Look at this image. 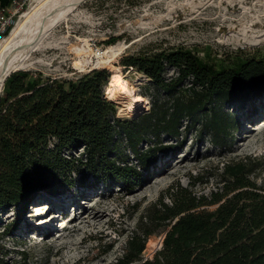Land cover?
I'll use <instances>...</instances> for the list:
<instances>
[{"label":"trees","instance_id":"obj_1","mask_svg":"<svg viewBox=\"0 0 264 264\" xmlns=\"http://www.w3.org/2000/svg\"><path fill=\"white\" fill-rule=\"evenodd\" d=\"M121 65L144 74L156 91L148 94L151 108L132 119L118 117L105 95L111 76L107 68L67 80L20 69L5 79L0 94V210L14 207L21 214L42 192L70 190L78 184L74 173L104 184L138 185L141 170L147 172L159 153H175L183 145L179 140L163 143L162 135L179 139L189 129L183 122L193 123L204 114L203 126L221 144L235 125L225 107L264 99V56L218 68L179 47L125 55ZM169 69L176 75L168 77ZM151 136L153 144L142 148ZM248 165L243 160L225 163L222 190L209 198L180 184L171 187V203L161 197L151 205L147 221L115 264H264V191L251 179ZM162 232V248L144 258L149 237Z\"/></svg>","mask_w":264,"mask_h":264},{"label":"rangeland","instance_id":"obj_2","mask_svg":"<svg viewBox=\"0 0 264 264\" xmlns=\"http://www.w3.org/2000/svg\"><path fill=\"white\" fill-rule=\"evenodd\" d=\"M260 1L264 2L84 0L52 28L45 39L46 46L31 53L35 66L23 70L44 78H78L86 71L74 68L72 43L87 40L95 48L126 44L128 48L113 65L134 88L110 100L118 117L132 119L151 108L148 94L156 91L144 74L121 65L123 56L184 47L218 68L263 57L264 43L239 44L228 39L233 29L230 25H238L245 7L255 12L264 7ZM99 68H107L111 74L115 69ZM174 75V69L167 71L168 77ZM140 96L147 103L136 101L135 112L126 110V102ZM225 109L235 125L221 144L215 143L214 133L203 126L204 114L193 123L184 121L189 129L179 139L161 137L166 144L183 141L182 147L175 153H159L147 172L141 170L142 182L138 185L104 184L89 174L74 173L78 184L72 189L57 195L42 192L21 214L14 207L0 210V264H115L124 255L130 237L147 221L154 202L162 197L171 203L168 191L178 184L197 197L209 198L212 192L222 190V172L227 162H248L251 179L264 191V99L243 107L228 105ZM153 142L151 136L141 147L146 149ZM127 153L135 165L133 153ZM39 204L48 205L41 215L37 214ZM14 222L15 229L3 235ZM165 235L162 232L149 237L144 258L154 257L162 248Z\"/></svg>","mask_w":264,"mask_h":264},{"label":"bare ground","instance_id":"obj_3","mask_svg":"<svg viewBox=\"0 0 264 264\" xmlns=\"http://www.w3.org/2000/svg\"><path fill=\"white\" fill-rule=\"evenodd\" d=\"M82 1L84 0H37L18 19L10 35L0 41V93L5 78L10 73L35 66L36 61L32 59L31 53L41 46H46L44 44L45 39L52 28L67 17ZM261 4L264 6V2H261ZM245 9V14L238 25H230L233 29L230 30L232 34L228 39L239 44H263L264 7L258 8L255 12L246 7ZM47 44L49 45V43ZM127 48L128 46L123 43L110 45L106 48H95L87 40L70 45V50L74 54L75 69L87 72L99 67L112 66L115 68L112 70L110 81L105 87L106 97L109 99H115L117 94L130 93L134 88L123 77L119 68L113 65L114 60L123 54ZM140 100L147 103L145 97H131L126 102V110L135 112L137 110L136 101ZM36 208L38 210L37 214L41 215L48 208V205L39 204Z\"/></svg>","mask_w":264,"mask_h":264},{"label":"built area","instance_id":"obj_4","mask_svg":"<svg viewBox=\"0 0 264 264\" xmlns=\"http://www.w3.org/2000/svg\"><path fill=\"white\" fill-rule=\"evenodd\" d=\"M37 0H10L0 3V41L7 37L16 26L18 19L32 7Z\"/></svg>","mask_w":264,"mask_h":264},{"label":"water","instance_id":"obj_5","mask_svg":"<svg viewBox=\"0 0 264 264\" xmlns=\"http://www.w3.org/2000/svg\"><path fill=\"white\" fill-rule=\"evenodd\" d=\"M10 74H11V73H10ZM10 74H9V75H10ZM9 75H8V76H9ZM8 76H7V77H8ZM7 77H6V78H7ZM6 78H5V79H6Z\"/></svg>","mask_w":264,"mask_h":264}]
</instances>
